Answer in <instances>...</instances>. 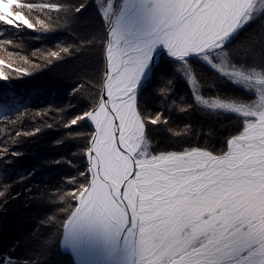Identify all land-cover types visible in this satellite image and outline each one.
<instances>
[{"label":"snow or ice","instance_id":"obj_1","mask_svg":"<svg viewBox=\"0 0 264 264\" xmlns=\"http://www.w3.org/2000/svg\"><path fill=\"white\" fill-rule=\"evenodd\" d=\"M113 2L101 11L99 44L96 38L81 42L99 47L101 70L97 79L78 81L72 94L86 90L91 102L63 124L73 129L86 123L91 129L69 133L83 139L86 167L69 178L72 187L59 198L65 204L58 209L63 219L56 223L57 217L45 212L40 223L53 224L50 237L58 236L61 248L76 254L123 251L131 264H264V67L234 63L236 46L226 47L264 10V0H122L114 18ZM37 7L63 10L67 27L69 14L85 4L0 0V22L34 29L24 10ZM72 47L49 55L62 60ZM165 53L177 72L183 69L190 96L177 104L169 79L155 90L159 107L150 110L142 101L144 83ZM190 61L252 90L253 98L205 94L210 76L193 71ZM7 79L0 71V81ZM176 107L185 114L223 116L234 122L232 131L216 147L189 143L158 151L151 143L152 126L167 127L178 143L188 138V128L170 126L168 114ZM8 155L5 149L0 165ZM10 171L0 172V211L22 195L11 191ZM37 171L34 167L14 179L30 180ZM33 188L39 185L26 187V201L55 203L48 192L33 193Z\"/></svg>","mask_w":264,"mask_h":264},{"label":"trees","instance_id":"obj_2","mask_svg":"<svg viewBox=\"0 0 264 264\" xmlns=\"http://www.w3.org/2000/svg\"><path fill=\"white\" fill-rule=\"evenodd\" d=\"M22 2L40 5L63 3L64 0ZM70 3L73 6L83 3L85 7L78 13L69 14L67 27L63 24V10L57 12L39 7L24 10L34 29H13L0 22V60L4 61L0 71L8 77L0 81V156L5 149L9 153L6 162L0 165V172L10 169L8 182L11 191L22 193L20 198L11 199L0 211V264H74L62 251L59 237H50L49 234L55 231L53 224H41L40 221L45 218V212L55 215L56 223L63 219L65 214L58 209L65 204L59 198L64 189L72 187L69 178L77 176L86 167L85 157L81 154L83 139L69 133L91 129L86 123L73 126V129H66L63 124L68 116L80 112L91 102L88 91L82 90L83 95H73L72 91L85 77L98 78L101 70L99 47L81 42L96 38L98 45L104 25L96 12L95 0H70ZM40 20L44 22L43 26L35 23ZM69 45L73 46L71 55H65L62 60L50 57L52 51ZM229 46H236L234 63L264 67V10L229 39L226 47ZM190 63L193 71L210 76L207 82L211 86L203 89L205 94L253 98L201 62ZM176 67L174 62L164 58L157 65L149 85L143 90L142 101L150 110L159 107L155 90L169 79L174 84L177 104L190 96V90ZM168 119L173 130L188 128V138L178 143V138L167 127L152 126L151 143L158 151L176 150L189 143L216 147L232 131L234 124L223 116L200 112L185 114L178 107L170 109ZM28 132L34 134L27 135ZM11 152L20 155L11 156ZM34 167H38V171L30 180L14 179ZM29 185H39V189L33 188V193L48 192L55 203L46 205L26 201V187Z\"/></svg>","mask_w":264,"mask_h":264},{"label":"bare ground","instance_id":"obj_3","mask_svg":"<svg viewBox=\"0 0 264 264\" xmlns=\"http://www.w3.org/2000/svg\"><path fill=\"white\" fill-rule=\"evenodd\" d=\"M99 18L102 19L101 17ZM157 51L161 50L157 49ZM71 252L74 253L73 251ZM74 254L77 256L78 264L81 260L84 261V264H131V258L123 251L106 252L100 249H89L84 251L82 254Z\"/></svg>","mask_w":264,"mask_h":264},{"label":"rangeland","instance_id":"obj_4","mask_svg":"<svg viewBox=\"0 0 264 264\" xmlns=\"http://www.w3.org/2000/svg\"><path fill=\"white\" fill-rule=\"evenodd\" d=\"M107 3H108V0H99V2H98V0H95V9H96V12H97V14H98V16L100 17V13H101V11H102V9L107 5ZM122 4V0H114V2H113V16L115 15V14H117L118 13V11H119V7H120V5ZM260 11H262V10H258V12L256 13V14H258ZM255 14V15H256ZM254 15V16H255ZM102 20V23H103V25H104V20H103V18L101 19ZM17 23V25H18V27H11V28H13V29H22V28H25V29H28L27 27H25L24 25H22V24H20L18 21L16 22ZM241 29V28H240ZM235 34V33H234ZM233 34V35H234ZM232 35V36H233ZM231 36V37H232ZM230 37V38H231ZM229 38V39H230ZM164 59H166V60H168V61H171V60H169L168 58H166V56L164 55ZM200 62V61H199ZM202 64H204L203 62H201ZM207 68H209L211 71H213L208 65H206V64H204ZM181 72H183V69H181ZM215 73V72H214ZM217 75H219L218 73H216ZM153 75H154V72H153ZM153 75H152V77H153ZM220 76V75H219ZM152 77L150 78V80H149V82L151 81V79H152ZM181 77H182V79H183V81L185 82V84L187 85V80L184 78V76L181 74ZM220 77H222V76H220ZM222 78H224L229 84H231V85H233L235 88H240V89H242V90H244L245 91V93L247 94V95H252V96H254V92L252 91V90H245V88L244 87H242V86H240V85H236V84H233L229 79H227V78H225V77H222ZM149 82H148V84L145 86V87H143V90L145 89V88H147V86L149 85ZM187 87H188V85H187ZM61 247V246H60ZM62 249V248H61Z\"/></svg>","mask_w":264,"mask_h":264},{"label":"water","instance_id":"obj_5","mask_svg":"<svg viewBox=\"0 0 264 264\" xmlns=\"http://www.w3.org/2000/svg\"><path fill=\"white\" fill-rule=\"evenodd\" d=\"M120 7H121V5H120ZM120 7H119V9H120ZM100 17L102 18L101 13H100ZM163 55H165V54H163ZM166 58H167V56H166ZM149 80L146 83H144V87L148 84ZM85 161H86V158H85ZM62 251L71 257L74 264H78L77 256L74 253H72L70 250H67V249H62Z\"/></svg>","mask_w":264,"mask_h":264}]
</instances>
